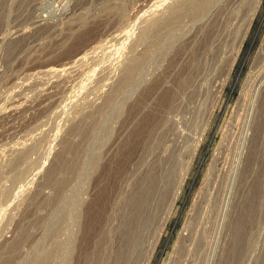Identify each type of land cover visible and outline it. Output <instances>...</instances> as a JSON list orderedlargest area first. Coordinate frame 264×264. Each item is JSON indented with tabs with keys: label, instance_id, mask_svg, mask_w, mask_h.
I'll use <instances>...</instances> for the list:
<instances>
[{
	"label": "rangeland",
	"instance_id": "1",
	"mask_svg": "<svg viewBox=\"0 0 264 264\" xmlns=\"http://www.w3.org/2000/svg\"><path fill=\"white\" fill-rule=\"evenodd\" d=\"M189 1L0 0V264H115L158 159L124 264H264V0Z\"/></svg>",
	"mask_w": 264,
	"mask_h": 264
},
{
	"label": "bare ground",
	"instance_id": "2",
	"mask_svg": "<svg viewBox=\"0 0 264 264\" xmlns=\"http://www.w3.org/2000/svg\"><path fill=\"white\" fill-rule=\"evenodd\" d=\"M191 4H189L190 6L192 5V7H194L195 11H197L198 13H201V11H203V9L208 6V2H210V0H190L189 1ZM193 9V8H192ZM179 12V10H177V13ZM180 12H182L180 10ZM179 12V13H180ZM197 14V13H196ZM180 15V14H179ZM0 16L2 19V14L0 12ZM4 16V15H3ZM176 18V16H175ZM174 18V19H175ZM172 20V19H171ZM2 21V20H1ZM80 28V27H79ZM57 29V28H56ZM144 54V53H143ZM149 54V53H148ZM81 57V56H80ZM194 57V56H193ZM31 60V59H30ZM141 60V59H140ZM128 69L126 70L127 72H131L127 78L132 76V72L134 71V66L133 65H129L127 67ZM50 70V69H47ZM126 72V73H127ZM124 81V79H123ZM110 99V98H109ZM111 100V99H110ZM108 102V101H107ZM113 102V101H112ZM109 103V102H108ZM105 106V105H104ZM102 107V106H101ZM108 107V106H107ZM99 110V109H98ZM104 110V109H103ZM102 111V110H101ZM103 112V111H102ZM88 116V115H87ZM91 116V115H90ZM94 116V115H93ZM86 118V117H85ZM99 118V117H98ZM90 119V118H89ZM94 119V118H93ZM83 121V120H82ZM96 122V121H95ZM78 123V122H77ZM82 123V122H81ZM85 124V123H84ZM92 124V123H91ZM78 128L80 127V123L77 124ZM85 126V125H83ZM87 127V126H86ZM85 127V128H86ZM76 128V127H75ZM84 128V127H83ZM84 128V129H85ZM89 128V127H88ZM74 130V129H73ZM76 131V130H75ZM79 131V130H78ZM85 131V130H84ZM86 135V134H85ZM89 137V136H88ZM94 137V136H93ZM86 138V137H85ZM89 139V138H88ZM87 140V139H85ZM87 142V141H86ZM69 145V144H68ZM72 145V144H71ZM86 147V146H84ZM62 152V151H61ZM26 153V151H25ZM58 153V152H57ZM92 153V152H91ZM62 154V153H61ZM60 154V155H61ZM82 154V153H81ZM24 156V155H23ZM77 156V155H76ZM26 156H24L23 158H25ZM61 157V156H60ZM66 157V156H64ZM20 158V159H23ZM162 158V157H161ZM58 159V158H57ZM65 159V158H64ZM177 159V158H176ZM159 160V159H158ZM154 163V165L151 166V171L147 174H145L146 176H144L145 178H143V181H141L139 183V186L135 187L136 189L130 194V196H128V198H125V203L123 204V212H125V216L123 218V221L121 222L120 226H119V230H117L119 232V242L117 245V249H116V258H115V264H124L127 263V260H129L132 257V254H134V250L136 249L137 244H139L138 242L141 243L140 239H142L145 235L146 232L149 231L150 227H151V221L153 219V215L154 213V209L156 206H158L157 204L162 201V193H164V189L165 187L167 188V185H171L170 180V168L168 167L167 164L164 163V159L160 160ZM173 160V159H172ZM61 161V158H60ZM63 161V160H62ZM171 161V160H170ZM67 162V161H66ZM172 162V161H171ZM65 163V162H64ZM170 163V162H169ZM59 164V161H58ZM97 164V163H96ZM99 164V163H98ZM175 164V163H174ZM167 165V167L165 168V166ZM173 165V164H172ZM55 166V164H54ZM62 166V165H61ZM57 167V166H56ZM108 167V166H107ZM62 168V167H61ZM65 169V168H64ZM93 169V168H92ZM149 170V169H148ZM52 171V170H51ZM58 171V169H57ZM112 171V170H111ZM53 172V171H52ZM61 172H63L61 170ZM89 172V171H88ZM101 172V171H100ZM147 172V171H145ZM50 174V173H49ZM56 174V173H54ZM64 174V173H63ZM51 175V174H50ZM49 175V176H50ZM53 175V174H52ZM59 175V174H58ZM141 176V177H142ZM263 176V174H262ZM53 177V176H52ZM264 177V176H263ZM51 178V177H50ZM182 178H184L182 176ZM63 179V178H62ZM258 179V178H257ZM262 177H260V181L261 182ZM55 180V179H54ZM57 180V179H56ZM263 180V179H262ZM257 181V182H258ZM180 182V180H179ZM55 183V182H54ZM58 183V182H57ZM61 183V182H60ZM138 185V184H137ZM62 186V185H61ZM64 186V185H63ZM60 187V186H59ZM176 190L173 194V198L177 199L180 195L181 192V188H182V180L180 184H177ZM134 188V187H132ZM174 188V187H173ZM132 190V189H131ZM62 191V190H61ZM171 191V190H170ZM126 192V191H125ZM114 193V192H113ZM126 193H124L125 195ZM35 196V195H34ZM123 196V195H122ZM46 197V196H45ZM44 197V198H45ZM47 198V197H46ZM51 198V197H50ZM172 198V196H171ZM54 199V198H53ZM48 200V199H47ZM43 201V200H42ZM50 202V201H49ZM119 202V201H118ZM46 203V202H45ZM163 203V202H162ZM38 207V206H37ZM241 207V206H240ZM250 207V206H249ZM245 208V206H244ZM106 209V208H105ZM251 209V208H250ZM253 209V208H252ZM244 211V210H243ZM252 211V210H251ZM249 213H245L243 212V214L240 216L242 217L241 221L238 223H236L235 225V229H237V231H243L242 227L243 224L245 225L247 222H249L247 225H249L247 227V229H245L243 232H245L248 235V239L249 236L251 238V230H252V216L254 214H252L250 212V210L248 211ZM109 213V212H108ZM111 214V213H110ZM123 215V214H122ZM122 218V216H121ZM160 220V219H159ZM242 221H244V223H242ZM104 222V221H103ZM115 222V221H114ZM242 223V224H241ZM114 225V224H113ZM251 225V228H250ZM103 226V225H101ZM256 226V225H255ZM100 227V226H99ZM21 228V227H20ZM118 229V228H117ZM111 230V229H110ZM113 230V228H112ZM236 231V230H235ZM21 232L22 235L25 234L24 229L21 228ZM20 232V234H21ZM111 233V232H110ZM19 234V233H18ZM116 234V233H115ZM27 236V235H25ZM115 236V235H114ZM21 237V236H18ZM142 237V238H141ZM112 237H110L109 239H111ZM6 240V239H5ZM15 240V239H14ZM17 240V239H16ZM112 240V239H111ZM252 240V239H251ZM19 241V239H18ZM115 241V240H114ZM8 242H10L8 240ZM13 243V242H12ZM12 243H7L6 245L10 244L9 247L14 245H12ZM15 244L17 243L14 242ZM19 243V242H18ZM111 243V242H109ZM100 245V244H99ZM108 245V244H107ZM15 246V245H14ZM59 247V246H58ZM241 247V246H240ZM11 248H6V251H8L7 249H11ZM152 248V247H151ZM59 249V248H58ZM94 249V248H93ZM106 249V248H105ZM113 249V248H112ZM95 251V250H94ZM112 251V250H111ZM137 251V250H135ZM139 251V250H138ZM137 251V252H138ZM153 251V250H152ZM9 252V251H8ZM11 252V251H10ZM15 252V251H14ZM97 252V251H96ZM106 253V252H105ZM139 253V252H138ZM2 254V253H1ZM5 254V253H4ZM13 254V253H12ZM113 254V253H112ZM3 255V254H2ZM96 255V254H95ZM99 255V254H98ZM91 256V255H90ZM106 256V255H105ZM4 257V255H3ZM89 257V256H88ZM86 259V258H85ZM89 259V258H88ZM92 259V258H91ZM132 259V258H131ZM236 259V258H235ZM90 260V259H89ZM110 260V258H109ZM134 260V259H133ZM231 260V259H230ZM97 261V260H96ZM229 263V262H228ZM2 264V263H1ZM4 264V263H3ZM61 264V263H60ZM130 264V263H129Z\"/></svg>",
	"mask_w": 264,
	"mask_h": 264
}]
</instances>
